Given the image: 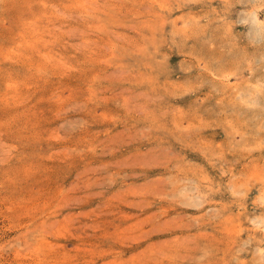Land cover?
I'll return each instance as SVG.
<instances>
[{
  "label": "rangeland",
  "instance_id": "obj_1",
  "mask_svg": "<svg viewBox=\"0 0 264 264\" xmlns=\"http://www.w3.org/2000/svg\"><path fill=\"white\" fill-rule=\"evenodd\" d=\"M263 27L264 0H0V264H264Z\"/></svg>",
  "mask_w": 264,
  "mask_h": 264
},
{
  "label": "bare ground",
  "instance_id": "obj_2",
  "mask_svg": "<svg viewBox=\"0 0 264 264\" xmlns=\"http://www.w3.org/2000/svg\"><path fill=\"white\" fill-rule=\"evenodd\" d=\"M249 13L251 14V18L248 20L249 21V24L251 25V24H253V28L255 29V27L257 28V32H259V30L261 31V29H260V27H261V23H260V21H259V18H258V15H257V12H256V10L255 9H252V10H250L249 11ZM234 20V19H233ZM209 22V21H208ZM224 23H226V22H224ZM243 23V22H242ZM205 24V23H204ZM209 24V23H208ZM225 25V24H224ZM198 26V25H197ZM201 26V25H200ZM226 26V25H225ZM229 26V25H228ZM187 28V27H186ZM195 28V27H194ZM264 28V27H263ZM181 30H182V28H181ZM193 30V29H192ZM202 30V29H201ZM184 31V30H183ZM188 31V30H187ZM206 32V31H205ZM198 34V33H197ZM205 34V33H204ZM202 35V34H201ZM199 36V35H198ZM196 37V36H195ZM194 37V38H195ZM246 40V39H245ZM260 41H263L262 39L260 40ZM230 42V41H229ZM247 42V41H246ZM262 43V42H261ZM248 44V43H247ZM213 48V47H212ZM245 48V47H244ZM263 48V47H262ZM220 49V48H219ZM223 53V52H222ZM260 54H261V52H260ZM235 55V54H234ZM233 57V56H232ZM216 58V57H215ZM242 58V57H241ZM217 60V59H216ZM217 62V61H216ZM241 63V62H240ZM235 66V65H234ZM237 67V66H236ZM232 71H233V69H232ZM251 71V70H250ZM262 71V70H261ZM256 73V72H255ZM226 75H227V73H226ZM257 75V74H256ZM253 77V76H252ZM257 77V76H256ZM262 77V76H261ZM245 79H247V78H245ZM244 81V80H243ZM244 83V82H243ZM257 84V83H256ZM261 84H262V82H261ZM239 85V84H238ZM246 85H247V83H246ZM261 86V85H260ZM224 90V89H223ZM254 92H256V91H254ZM230 94V93H229ZM231 95V94H230ZM252 95H255L254 93L252 94ZM241 97V96H240ZM256 97V96H255ZM263 98V97H262ZM244 101H242V103H243ZM254 104V103H253ZM244 105V104H243ZM260 106V105H259ZM261 110V109H260ZM260 121V120H259ZM262 121V120H261ZM262 124H263V122H262ZM258 142V141H257ZM259 144H257V146H258ZM257 149V148H256ZM249 151V150H248ZM176 181V180H175ZM195 191H196V189H195ZM175 193V192H174ZM186 193V192H185ZM263 196V195H262ZM197 197H200L201 198V196H197ZM199 198H197V200H198ZM192 200V199H191ZM201 201V200H200ZM200 204V203H199ZM201 205V204H200ZM260 248V247H259ZM264 249V248H263ZM260 251H261V249H260Z\"/></svg>",
  "mask_w": 264,
  "mask_h": 264
}]
</instances>
